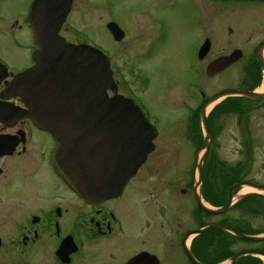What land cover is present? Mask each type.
Returning a JSON list of instances; mask_svg holds the SVG:
<instances>
[{
    "label": "flooded vegetation",
    "instance_id": "obj_1",
    "mask_svg": "<svg viewBox=\"0 0 264 264\" xmlns=\"http://www.w3.org/2000/svg\"><path fill=\"white\" fill-rule=\"evenodd\" d=\"M33 1L29 0L28 8L24 11L22 0H0V38L6 39L8 36L14 42L16 53L23 47L21 32L30 30L29 13ZM138 1L141 12L132 10L129 30L111 14L110 0H95L98 11H104L107 15L101 25L115 46L124 45L129 35L132 36L128 49L118 50L113 46L108 49L97 39L85 41L102 50L109 57L112 67H118V58H127V81L119 79V72L113 69L119 92L140 106L158 133L154 140L155 150L148 155L146 163L113 197L91 202L74 191L55 167L54 155L58 143L52 133L37 126L30 118L14 119L12 112L27 109L26 104L21 96H2L14 75L34 64L32 57L37 47L33 46L31 50L29 64L17 72L0 56V62L6 64L9 70V75L0 81V109L10 111L3 120L0 119V264H196L193 259L203 263L211 260L213 240L193 236L199 226L195 179L186 181L185 188L180 179L176 183L169 182L168 191L164 181L158 180V185L150 182L153 178L162 179L158 172L143 169L152 159L155 162L161 159L180 161L182 154L178 149L182 148L183 140L193 148V157L194 154L198 156L196 130L200 110L221 91L214 94L201 92L200 100L197 79L199 75L206 77V67L215 59L241 50L239 60L214 76L239 67V85L230 89H240L254 82L253 88L264 95V0H203V5L199 4V0H186L191 5L192 13L200 12L201 19L196 22H200L203 35L200 46L192 53L193 60L181 70L179 82L184 83L186 88L183 91L185 99L180 106L186 112L177 121L179 113L175 111L176 106L171 108L169 103L168 118L163 123H160L158 115L145 98L154 76L153 73L149 76L151 70L142 63L146 57H150L153 40L164 35L162 28L165 22L161 12L164 13L168 3L178 0ZM75 4L76 0H73L72 13L76 10ZM214 14L238 19V26L244 32L241 46L216 58L210 36L213 33L210 20ZM191 17L194 19L193 15ZM111 23H117L127 30H124L122 40L118 41L110 31ZM131 29L137 32L133 34ZM227 30L232 32L233 28L229 26ZM245 33H248L247 37ZM136 35L145 39L133 42ZM208 40L211 42L210 50L203 59H199V50ZM17 60L18 57L12 59L14 62ZM199 63L201 67L198 68ZM170 79L173 77L170 76ZM230 104L235 105L236 109L223 116L235 117V125L242 138L239 142L246 154V139L251 134L252 121L264 128V97L234 98L228 100ZM217 123H213L211 128L212 148L218 140L213 130ZM258 139L264 143V131L258 134ZM160 143L161 148L164 145L165 152L173 150L174 153L155 156ZM244 153L241 155L244 156ZM261 158L264 162V151ZM177 184L178 187H173ZM182 195L189 197V207L182 203ZM258 199L254 208L255 218L261 224L256 230L258 235H264V198ZM184 208L189 220L185 227L182 220ZM235 220L238 222L228 217V225L248 229V224H242L239 217ZM256 250L264 254V241L257 243Z\"/></svg>",
    "mask_w": 264,
    "mask_h": 264
},
{
    "label": "water",
    "instance_id": "obj_2",
    "mask_svg": "<svg viewBox=\"0 0 264 264\" xmlns=\"http://www.w3.org/2000/svg\"><path fill=\"white\" fill-rule=\"evenodd\" d=\"M71 7L72 0L34 1L30 22L34 42L39 46L33 57L35 65L15 76L6 96H22L30 110L14 112L13 116L16 119L29 117L52 132L58 141L56 168L75 191L87 200L97 202L120 193L155 149L153 140L157 134L142 110L131 99L118 94L108 57L90 45L68 43L60 36ZM109 28L117 39L124 37L117 24L112 23ZM209 47L207 41L200 50L201 58ZM239 57L240 51H235L216 59L208 66V75L226 69ZM7 74L6 66L0 64V79ZM109 90L113 92L112 96ZM233 95L264 97L255 91L228 90L215 95L204 105L201 119L206 136L203 154L197 163L199 181H202V165L211 143L207 108ZM3 118L0 111V119ZM248 185L264 192V186L252 182ZM240 186L231 188L229 202L219 209L205 205L200 195H197L198 204L207 213H223L232 203L234 190ZM258 191L240 198L260 193ZM217 229L230 231L244 240L264 239L245 235L224 224H211L196 233ZM246 254L258 252H241L230 260V264H235Z\"/></svg>",
    "mask_w": 264,
    "mask_h": 264
},
{
    "label": "rangeland",
    "instance_id": "obj_3",
    "mask_svg": "<svg viewBox=\"0 0 264 264\" xmlns=\"http://www.w3.org/2000/svg\"><path fill=\"white\" fill-rule=\"evenodd\" d=\"M28 3L29 0H22V8L24 7V11L27 10ZM199 4L203 5V0H199ZM97 8L95 0H76V10L69 17L68 27L66 26L62 31L63 36L69 41H82V36L79 37V32H82L83 35H86L94 41L97 39V42L104 44L108 49H112V46L117 47L118 50L128 49L132 36L129 35L124 45L115 46L107 31L101 25V23L106 21L107 15L104 11L100 13ZM109 9L111 10V14L116 17L122 26L130 30V14L132 10L141 12V3L139 4L138 0H110ZM81 13H83V15ZM161 15L165 22L162 28V33L164 35L153 40L150 49V57H146L142 64L146 65L151 70L149 71V76H151L152 73L154 76L153 83L146 93L145 98L150 104L152 111L158 115L160 123H163L168 118L167 106L169 103L171 108L176 106L175 111L179 113L177 121L179 116L182 117L184 112H186L185 109L180 106L185 99L183 91L186 88L184 83L179 82L181 70L186 66L187 62L193 60L192 53L195 51V48L200 46L203 34L200 22H196V20L200 21L201 19L200 12L199 14L196 11L192 13L191 5L186 0L168 3L164 8V13L161 12ZM192 15L194 19L191 17ZM237 21L238 19L220 17L217 14H214L213 19L210 20L213 27V33H211L210 36L212 38L213 55L215 58L231 51L235 47L241 46L244 32L239 28ZM229 26L233 28L232 32L227 30ZM136 32L137 31L134 29H131V33L134 34ZM20 36L23 47L21 51L17 50V53L14 42L11 41L8 36L6 39L0 38V56L4 57L3 60L9 63L10 68L15 72L29 64L31 50L33 49V36L31 31L29 29H24ZM247 36L248 33H245V37ZM135 37L133 42H140L145 39L137 35ZM19 52L20 55L18 56V60L15 62L12 61L13 56ZM118 60V67L113 66V69L119 72V76H117L119 79L127 81L129 74L127 58H118ZM199 67H201L200 63L198 65V68ZM170 76L173 77L172 80ZM205 76V78H202L201 75H199L197 79L200 100L202 98L201 92L214 94L223 89L237 88L240 81L239 67L220 73L214 77H208L206 73ZM117 77L115 78L117 79ZM162 95H164V98ZM160 96L164 101L160 99ZM215 106H217V104ZM214 107L210 106L208 112ZM213 123L216 122L213 121ZM214 131L218 140L215 142V146L204 164L203 170L206 168V175L203 176L201 189L204 188L207 181L211 182L212 177L209 175L212 173L217 174L218 186L220 188L223 187L224 192L227 194L228 188H230L238 178L264 183V162L263 158H261V154L264 151V143L260 142L258 139V134L264 131V128L257 126L254 120L252 121L250 126L251 134H249L246 139V154L244 153L243 145L239 142L242 138H240V131L235 125V117L233 115L219 118L217 126L214 127ZM200 146L201 134L200 136L198 135L196 151L199 150ZM178 150H180L182 154L177 152L182 156L180 161H169L170 159L168 158L169 160L161 159L156 162L152 159L149 162L143 171H156L159 173L158 176L162 177V179L153 178L150 182L158 185L160 182L164 181L165 187L170 191L169 182L176 183L180 179L182 186L185 188V182L190 178H195V181L198 180V172L195 171V164L202 152H199L200 150L197 151L199 156L195 157L194 154L193 157V148L186 144L185 140L182 142V148ZM173 153V150L165 152L164 145H162L161 148L160 143V149H158L155 156L171 155ZM241 153H244V156H242ZM222 162L224 164H222ZM227 166L230 169H224L221 173L217 170V168L223 169ZM234 169H236V171ZM194 171L195 173L193 175ZM158 180H160V182ZM178 186L179 184L173 185V187ZM250 191L252 190L245 186L241 189L239 195ZM182 203L184 205L187 204L189 207V197L182 195ZM241 204H243L244 207L251 206L248 201H242ZM186 213L187 210L184 208L182 212L184 227L189 224ZM225 216L231 217L232 219L239 217L242 224L251 223L254 228L253 231H257L256 227L261 224L260 220L255 218V216L249 219L246 214L244 215L241 209L237 211L231 210L226 213ZM223 218L222 215L210 216L206 221L209 220L211 223H221L224 220ZM203 219V216L199 213V220L203 221ZM207 236H210L215 243H220L221 249L219 250V254L224 252L223 246L230 242V244H233L232 252L254 249L257 246V243L254 241L233 242L235 238H228L227 235L221 233H209ZM237 264H261V260L257 257H244L240 259Z\"/></svg>",
    "mask_w": 264,
    "mask_h": 264
},
{
    "label": "trees",
    "instance_id": "obj_4",
    "mask_svg": "<svg viewBox=\"0 0 264 264\" xmlns=\"http://www.w3.org/2000/svg\"><path fill=\"white\" fill-rule=\"evenodd\" d=\"M255 86L254 82H251V84H247L246 86H242L246 89H253V87ZM236 106L233 104L228 105V100L222 102L221 104H219L213 111H212V115H216V116H222L225 115L226 113L229 112H233L236 108ZM202 141V139H201ZM223 168V167H222ZM217 170L221 173L223 169H218ZM236 171V169H234ZM206 168H204L203 173L204 176L206 175ZM210 177H212L211 182L207 181L206 184L204 185V188L202 189V193L203 196L205 198V200L207 202H209L210 204L214 205V206H222L225 204L226 200H227V193L224 192L223 187H219L218 186V180H217V174H210ZM222 186V185H221ZM254 197L249 198L248 200L251 202H253ZM255 211L253 209H250V213H254ZM221 234H225L224 232H218ZM201 237L204 238H210L207 236V234H203ZM221 249V245L219 242H216V247L214 248V253H215V258L212 261H209V263L211 264H217L221 261H223L224 259L230 257L233 253H229L228 249L226 248V246H223V250L224 252L219 254V250ZM201 254V253H200Z\"/></svg>",
    "mask_w": 264,
    "mask_h": 264
},
{
    "label": "bare ground",
    "instance_id": "obj_5",
    "mask_svg": "<svg viewBox=\"0 0 264 264\" xmlns=\"http://www.w3.org/2000/svg\"><path fill=\"white\" fill-rule=\"evenodd\" d=\"M19 55L18 54H16L15 56H13V57H18ZM250 190H254V189H252V188H250V187H248Z\"/></svg>",
    "mask_w": 264,
    "mask_h": 264
}]
</instances>
